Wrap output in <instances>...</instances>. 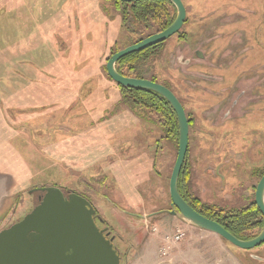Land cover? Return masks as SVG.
Wrapping results in <instances>:
<instances>
[{"label":"rangeland","instance_id":"obj_1","mask_svg":"<svg viewBox=\"0 0 264 264\" xmlns=\"http://www.w3.org/2000/svg\"><path fill=\"white\" fill-rule=\"evenodd\" d=\"M182 1L187 42L170 37L142 69L170 85L193 119L189 192L239 207L264 172V0ZM111 3L0 0L7 9L0 15V231L38 204L41 192L31 190L57 186L90 199L121 264H252L214 233L166 212L178 146L154 142L160 127L141 107L120 102L103 70L111 47L136 38ZM206 37L205 47L224 57L220 66L193 56L181 63ZM217 162L223 166L212 177L206 168ZM177 227L185 236L163 257L165 236ZM251 250L264 256L261 246Z\"/></svg>","mask_w":264,"mask_h":264},{"label":"water","instance_id":"obj_2","mask_svg":"<svg viewBox=\"0 0 264 264\" xmlns=\"http://www.w3.org/2000/svg\"><path fill=\"white\" fill-rule=\"evenodd\" d=\"M169 1L176 9L174 21L161 32L114 52L105 64L106 72L120 86L157 92L170 103L176 114L178 147L168 184L171 209L166 212L174 216L179 214L186 223L216 234L234 246L238 256L263 263L264 256L251 249L264 243V172L254 189V203L263 216V226L258 235L242 240L195 210L179 193L177 183L188 148L189 123L178 97L161 83L124 76L116 70L115 63L120 58L163 42L181 29L186 19L185 5L182 0ZM32 191L43 192L38 204L20 220L0 231V264H121L120 254L113 243L114 236L96 223V209L86 197L76 192L64 196L57 186Z\"/></svg>","mask_w":264,"mask_h":264},{"label":"trees","instance_id":"obj_3","mask_svg":"<svg viewBox=\"0 0 264 264\" xmlns=\"http://www.w3.org/2000/svg\"><path fill=\"white\" fill-rule=\"evenodd\" d=\"M104 1H111L113 7L121 13L122 27L128 33H133L136 36L132 43L154 33L161 32L174 21L176 16V9L169 0ZM175 35L180 39H186L188 34L181 28ZM132 43H128L127 45ZM163 44L164 41L120 58L115 63L116 70L124 76L146 78L161 83L172 90L166 82L158 80L155 76H146L145 73L148 68V61L150 64L152 58L162 49ZM127 45L125 44L121 48ZM113 47L111 48L112 52L110 55L121 49L116 48V46L115 48ZM142 67L146 69L143 70ZM117 86L121 94L120 102L128 104L135 111H137L136 107H141L148 122L155 123L160 127V135H158V139L155 142L169 139L172 142L174 141L176 146L178 145L177 117L172 106L164 97L157 92L147 89L128 88L118 84ZM188 120L190 127V123L192 124V122H190L191 119L189 117ZM186 156L177 183L179 193L184 200L195 210L215 220L228 232L242 240H248L258 235L263 226V218L254 203V190L251 194L253 199H250L247 204L239 207H226V205L202 202L197 196L189 192L191 179L186 165Z\"/></svg>","mask_w":264,"mask_h":264},{"label":"flooded vegetation","instance_id":"obj_4","mask_svg":"<svg viewBox=\"0 0 264 264\" xmlns=\"http://www.w3.org/2000/svg\"><path fill=\"white\" fill-rule=\"evenodd\" d=\"M122 1V0H121ZM122 2H125V1H122ZM5 10H7V9H1L0 10V15H2L3 13H4V11ZM185 22H186V19H185V21H184V23H183V25L185 24ZM182 25V26H183ZM209 38V37H208ZM207 37L205 38V40H203L202 41V43L200 42V40L198 41L199 42V45H197V46H195L196 48H193L192 49V51L190 50V54H189V56H187L186 58H185V60L184 59H182V58H180V60H181V63H186L187 64V61H189L190 60V58L193 56V57H199L201 60L203 59V62H205V63H208L209 64V66L211 67H214V68H217V66H220L219 64L221 63V61L222 60H224V57H223V55L221 56V55H213V50H209V49H207V47H205V44H208V43H210L212 40L211 39H208ZM187 37H186V39H180V41H183V42H187ZM198 42L196 41L195 43H197L198 44ZM161 43V42H160ZM202 44H203V48H202V52L200 51L201 50V47H202ZM186 45H188V44H186ZM182 47V46H181ZM188 47H189V45H188ZM112 48V47H111ZM110 48V50H109V52H108V54H107V56L105 57V59H104V64H103V70H104V72H105V74L108 76V74H107V72H106V69H105V64H106V62H107V60H108V58L113 54H111L110 55V53L112 52V49ZM186 53V52H185ZM16 58H5V60L7 61V62H10V61H14ZM18 59V58H17ZM19 60H20V58H19ZM19 62V61H18ZM17 62V63H18ZM187 65H189V64H187ZM198 76H202V75H198ZM205 77L207 78V79H210V80H216L217 78H214L215 76H210V75H205ZM108 78H110L109 76H108ZM112 80V79H111ZM113 81V80H112ZM114 82V81H113ZM115 83V85H116V88H117V90L118 91H120L119 90V88H118V86H117V83L116 82H114ZM235 96L236 95H234L233 96V98L229 101V103H230V106L229 107H232V106H234V104H236V102H237V98L235 99ZM229 110V109H228ZM188 118V117H187ZM190 122H192L193 123V119H191V121ZM188 123H189V120H188ZM190 127H191V123H190ZM157 140V139H156ZM154 142H155V140H154ZM157 143V142H156ZM178 146V145H177ZM218 163L219 162H217L216 164H214V165H211V168L210 167H207L206 168V173H208V174H213V175H211L212 177H214L215 176V174H216V171H217V169L218 168H220V172H221V168H222V166L223 165H218ZM213 167V168H212ZM260 178V177H259ZM254 185H256V184H254ZM253 185V186H254ZM223 188H224V184L220 181V191L219 192H221L222 190H223ZM62 190H63V193H64V196H67V194L65 193V191L66 190H64L63 188H61ZM254 189H255V187H254ZM41 192V191H40ZM251 194H252V192H250V194H248L247 196L248 197H251ZM42 195H43V192H41V194L38 196V200L40 201V199H41V197H42ZM84 197H86V195H84V194H82ZM89 201H90V199L88 198V197H86ZM209 200H212V199H209ZM38 201V202H39ZM209 203H213L214 204V202H212V201H208ZM216 204V203H215ZM35 206V205H34ZM33 206V207H34ZM32 207V208H33ZM31 208V209H32ZM260 212V211H259ZM261 214V213H260ZM262 216V215H261ZM95 221H96V219L98 220V221H101L99 218V216H98V214H97V211H96V214H95ZM262 218H263V216H262ZM98 223V222H97ZM100 223H102V222H100ZM99 225V224H98ZM99 227H101V228H107L106 226H104V225H99ZM106 232H109V230H108V228L106 229ZM109 235H110V232H109ZM263 249H264V243L262 244V245H260ZM264 252V251H263ZM247 261H249V262H251V260H247ZM252 264H260V263H258V262H256L255 260H252V262H251Z\"/></svg>","mask_w":264,"mask_h":264},{"label":"built area","instance_id":"obj_5","mask_svg":"<svg viewBox=\"0 0 264 264\" xmlns=\"http://www.w3.org/2000/svg\"><path fill=\"white\" fill-rule=\"evenodd\" d=\"M185 236V232L181 228H175L174 232L171 235L165 236V241L163 246L160 249L161 255L163 257L167 256L170 249L181 241Z\"/></svg>","mask_w":264,"mask_h":264},{"label":"crops","instance_id":"obj_6","mask_svg":"<svg viewBox=\"0 0 264 264\" xmlns=\"http://www.w3.org/2000/svg\"><path fill=\"white\" fill-rule=\"evenodd\" d=\"M203 60V59H202ZM245 205V204H244ZM189 228H190V226H188ZM192 229H193V227H192ZM210 233H212V232H210ZM216 237H218L219 238V236H217L216 234H214Z\"/></svg>","mask_w":264,"mask_h":264}]
</instances>
